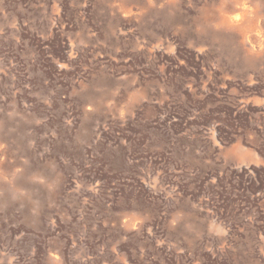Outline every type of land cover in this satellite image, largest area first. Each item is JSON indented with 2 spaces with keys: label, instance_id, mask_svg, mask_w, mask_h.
<instances>
[{
  "label": "rangeland",
  "instance_id": "1",
  "mask_svg": "<svg viewBox=\"0 0 264 264\" xmlns=\"http://www.w3.org/2000/svg\"><path fill=\"white\" fill-rule=\"evenodd\" d=\"M0 264H264V0H0Z\"/></svg>",
  "mask_w": 264,
  "mask_h": 264
},
{
  "label": "bare ground",
  "instance_id": "2",
  "mask_svg": "<svg viewBox=\"0 0 264 264\" xmlns=\"http://www.w3.org/2000/svg\"><path fill=\"white\" fill-rule=\"evenodd\" d=\"M235 17V16H234Z\"/></svg>",
  "mask_w": 264,
  "mask_h": 264
}]
</instances>
